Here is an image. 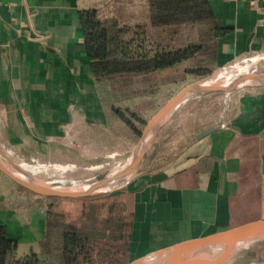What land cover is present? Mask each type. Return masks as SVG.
I'll return each mask as SVG.
<instances>
[{"label":"crops","instance_id":"crops-1","mask_svg":"<svg viewBox=\"0 0 264 264\" xmlns=\"http://www.w3.org/2000/svg\"><path fill=\"white\" fill-rule=\"evenodd\" d=\"M115 0H0V145L24 159L106 163L110 131L80 11ZM219 25L216 67L264 52V0H209ZM215 67V68H216ZM216 130L200 136L207 129ZM130 195L128 262L177 242L264 219V86L173 112L122 189ZM0 174V223L19 256L45 236L38 196ZM22 248V250H20Z\"/></svg>","mask_w":264,"mask_h":264},{"label":"trees","instance_id":"trees-1","mask_svg":"<svg viewBox=\"0 0 264 264\" xmlns=\"http://www.w3.org/2000/svg\"><path fill=\"white\" fill-rule=\"evenodd\" d=\"M79 14L108 127L133 143L163 105L158 95L165 87L212 74L218 41L228 32L209 0H115L109 14L97 8ZM129 202L124 192L98 197L80 226L47 217L40 253L24 256L0 223V264H127Z\"/></svg>","mask_w":264,"mask_h":264},{"label":"bare ground","instance_id":"bare-ground-1","mask_svg":"<svg viewBox=\"0 0 264 264\" xmlns=\"http://www.w3.org/2000/svg\"><path fill=\"white\" fill-rule=\"evenodd\" d=\"M256 65L257 59H247L244 61L243 66L239 69L235 70L234 68V71H229L228 68H224L223 70L212 74L210 78L194 85L193 89L202 91L206 85H211L210 90H220L222 88H226L228 92H231V90H234L235 88L238 89L243 84L252 82L253 76L264 78V74H254L255 69H252V67H255ZM243 67L244 69H242ZM228 92L226 95H228ZM188 99L189 96L179 98L175 105L168 111L165 119L168 118L178 106L181 104L183 105ZM8 152L9 151H6V153L10 156L9 153L11 150L9 153ZM10 158L12 157L10 156ZM132 161L133 157H129V159L124 161H118L111 164L109 163L107 165L99 164L91 167L94 171H100L106 174L102 180L93 182H84L83 180L76 179V177H70L68 171H70V169L75 170L73 165L69 166L63 164L45 167V163L43 165H30L26 162L20 161L16 164L22 177L36 186L60 190H81L92 187L95 184H103L102 187L106 189L112 185V183L120 175L124 174L130 168ZM0 164L6 168L12 169L11 164L1 154ZM262 236H264V222L256 223L220 236L217 239L210 240L203 247L191 246L176 254L174 257L166 260H159L157 255L151 254L150 256H152L155 260L152 261L150 258H145L147 256L146 255L141 262L134 260L130 264H235L234 262L237 260L235 258V254L239 251L247 249L260 240ZM253 264H264V255L258 258V260Z\"/></svg>","mask_w":264,"mask_h":264},{"label":"rangeland","instance_id":"rangeland-1","mask_svg":"<svg viewBox=\"0 0 264 264\" xmlns=\"http://www.w3.org/2000/svg\"><path fill=\"white\" fill-rule=\"evenodd\" d=\"M254 58L257 59V65H256L257 67L256 66L252 67V69H255L254 74H259V75L264 74V52L240 56L229 64L217 66L213 70L212 74H214L218 71H221L224 68H228L229 71H232V70L234 71V68H235V70H237L241 66H243L245 60L254 59ZM231 68H233V69H231ZM242 69H244V67ZM198 80H200V79H195L193 77H189L187 82H183V83H179V84L174 83V84H171V85L165 87L158 95L159 101L162 104H164L173 95H175L179 90L183 89L184 87H186L189 84L197 82ZM222 89H223V91H211V92H207L206 94H196L197 96L193 95V96L189 97V99L183 105L181 104L180 106H178L173 112L177 111V113H178L181 111V114H183V113L192 112L196 108L199 109L201 104H204V102L209 100L210 98H213V97L214 98L215 97H219V98L221 97L222 98L224 95H226L228 90L226 88H222ZM217 90H219V89H217ZM238 90H240V89L235 88L234 90H231V92H228V95L231 94L232 91L237 92ZM141 101L142 100H137L135 103L142 104ZM165 117L163 118L161 125H163V123L167 120V118L165 119ZM135 145H136V143H135ZM122 146L123 147L121 148V152L117 155H114V157H111L110 159H108V161L106 163H92V164H83V165L70 164V163L68 164V161L61 159L59 157L57 158L59 160H56V161L42 162V161L37 160V159L36 160L35 159L32 160L31 158L30 159H24V158L18 157L16 154H13L12 152H10V153L8 152V153L12 157L13 161L14 162L16 161L15 163H17L19 161L20 162H26L30 165H39V164L43 165L45 163L44 164L45 167H52L54 165H63V164L69 165V166L73 165V167L76 171L71 170V169H70V171L67 170L70 177H76V179L83 180L84 182H93V181L102 180L106 174L104 172L94 171L91 169V167L97 166L99 164L100 165H107L109 163L111 164V163L118 162V161H124L130 157V155L132 153V148H133L132 145L127 144V143H123ZM2 148L5 151H9L8 149H6L4 147H2ZM86 170H88V171H86ZM56 184H58V183H56ZM121 189L122 188L116 189L113 192H110V193H107L104 195L115 194L116 192H118ZM30 194L32 196H35V197L38 196L37 200L39 201L41 208L46 215L45 221H46L47 217L55 215V216H57L58 219H63L65 222H67V223L69 222V223L77 225V226H80L82 224V222L85 220V218H86L85 215L88 211V205L90 204V202L97 201L98 197L104 196V195H97V196H90V197H86V198L68 199V198L39 196V195H36L32 192H30ZM103 224H104V219H103L102 215H100L98 218V221L96 222V226L100 228L103 226ZM43 240H44V238H43ZM43 240L41 242H43ZM35 245H29L28 246L29 248L27 249V251L30 253L32 251H35V249L38 250L39 247H41V244H40V246L39 245L35 246ZM20 250H22V248H20ZM36 253H40V251H37ZM150 255L151 254L147 255L145 258H148V259L150 258V260H152V261L155 260ZM263 255H264V241H257L253 245L248 247L247 249L242 250L239 253H237L235 255V258L237 260L234 263L235 264H253L254 262H256L258 260V258L262 257ZM103 264H105V263H103Z\"/></svg>","mask_w":264,"mask_h":264},{"label":"water","instance_id":"water-1","mask_svg":"<svg viewBox=\"0 0 264 264\" xmlns=\"http://www.w3.org/2000/svg\"><path fill=\"white\" fill-rule=\"evenodd\" d=\"M212 75H209L207 77L201 78L195 83L189 84L183 89L179 90L175 95H173L168 101H166L156 112L155 114L148 120L145 128L142 131L141 137L136 143L130 158L133 157L132 164L130 168L122 175H120L109 187L104 189L103 184H95L92 187L81 189V190H60V189H52V188H44L40 186H36L27 180H25L20 172L18 171L17 164L10 158V156L6 153V151L2 148L0 145V154L11 164L12 169L6 168L0 164V171L5 174L8 178H10L12 181H14L16 184L21 186L22 188L36 194L39 196H46V197H58V198H68V199H77V198H86L90 196H97V195H104L110 192H113L116 189H120L123 187L125 182L134 174L137 167L139 166L141 160L145 156L147 150L151 147L157 132L159 130V127L161 126L163 118L166 116L168 111L175 105L176 101L185 96H193L196 94H206L207 92L211 91H223L221 90H210L211 85H206L202 91L194 90L193 87L197 83L210 78ZM252 82L243 84L239 89L248 88V87H258V86H264V78H260L258 76L252 77ZM215 128H210L207 130H204L200 136L208 135L212 132H214ZM147 139V140H146ZM129 159V158H128ZM264 222V219L256 220L252 222L245 223L243 225L218 232L215 234H211L208 236L200 237V238H194V239H188L183 240L180 242H177L175 244H172L170 246H167L165 248H162L156 252H152L150 254L157 255V258L159 260H166L171 257H174L176 254L180 253L181 251L191 247V246H205L207 242L210 240L217 239L220 236L226 235L228 233H231L233 231H236L238 229H242L244 227ZM258 241H264V236L260 238ZM240 252V251H239ZM237 252V253H239ZM236 253V254H237ZM235 254V255H236ZM149 255V254H148ZM144 259V257L137 259V262H141Z\"/></svg>","mask_w":264,"mask_h":264}]
</instances>
